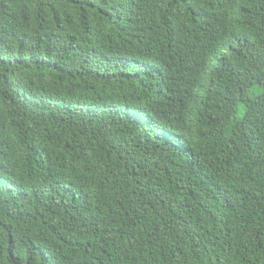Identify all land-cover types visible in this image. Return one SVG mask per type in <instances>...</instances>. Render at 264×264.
<instances>
[{
    "label": "trees",
    "instance_id": "trees-1",
    "mask_svg": "<svg viewBox=\"0 0 264 264\" xmlns=\"http://www.w3.org/2000/svg\"><path fill=\"white\" fill-rule=\"evenodd\" d=\"M0 264H264V0H0Z\"/></svg>",
    "mask_w": 264,
    "mask_h": 264
}]
</instances>
